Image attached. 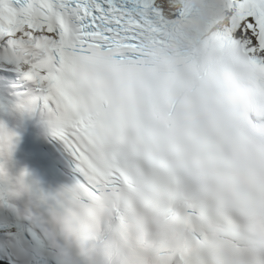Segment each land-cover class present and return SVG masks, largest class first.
<instances>
[{"label": "snow or ice", "instance_id": "obj_1", "mask_svg": "<svg viewBox=\"0 0 264 264\" xmlns=\"http://www.w3.org/2000/svg\"><path fill=\"white\" fill-rule=\"evenodd\" d=\"M0 69L83 177L0 264H264V0H0Z\"/></svg>", "mask_w": 264, "mask_h": 264}, {"label": "clouds", "instance_id": "obj_2", "mask_svg": "<svg viewBox=\"0 0 264 264\" xmlns=\"http://www.w3.org/2000/svg\"><path fill=\"white\" fill-rule=\"evenodd\" d=\"M17 112L24 115H31L35 112L29 97L21 98L14 104ZM42 112V121L50 129L49 116ZM22 140V133L16 128L10 127L4 120H0V189L14 200L24 201V211L39 215V217L52 229L67 234L73 216L68 211L65 203H62V193L59 191L52 203L47 193L34 176L33 171L27 166H19L16 152ZM40 204H46V211H40Z\"/></svg>", "mask_w": 264, "mask_h": 264}]
</instances>
